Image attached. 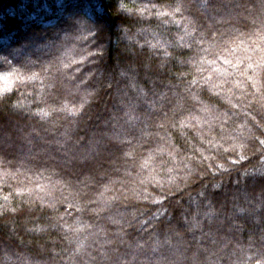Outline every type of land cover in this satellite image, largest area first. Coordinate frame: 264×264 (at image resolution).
<instances>
[{"label":"clouds","instance_id":"obj_1","mask_svg":"<svg viewBox=\"0 0 264 264\" xmlns=\"http://www.w3.org/2000/svg\"><path fill=\"white\" fill-rule=\"evenodd\" d=\"M0 264H264V0H0Z\"/></svg>","mask_w":264,"mask_h":264}]
</instances>
